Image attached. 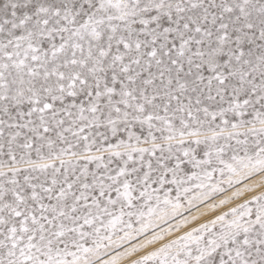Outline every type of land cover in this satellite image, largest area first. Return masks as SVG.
<instances>
[{
	"label": "snow or ice",
	"instance_id": "obj_1",
	"mask_svg": "<svg viewBox=\"0 0 264 264\" xmlns=\"http://www.w3.org/2000/svg\"><path fill=\"white\" fill-rule=\"evenodd\" d=\"M0 264H264V0H0Z\"/></svg>",
	"mask_w": 264,
	"mask_h": 264
}]
</instances>
